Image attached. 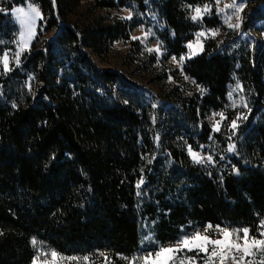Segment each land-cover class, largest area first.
I'll use <instances>...</instances> for the list:
<instances>
[{
  "label": "trees",
  "instance_id": "trees-1",
  "mask_svg": "<svg viewBox=\"0 0 264 264\" xmlns=\"http://www.w3.org/2000/svg\"><path fill=\"white\" fill-rule=\"evenodd\" d=\"M209 1L155 0L166 27L162 41L172 54L182 56L199 31L180 4ZM111 2L131 9L145 5ZM26 3L37 4L44 17L38 36L62 26L42 48L36 50L35 42L24 52L20 67L0 72V264H31L33 240L65 256L102 250L130 257L139 250L143 222L162 244L174 242L183 229L209 224L247 227L258 237L264 217V90L252 101L249 129L234 141L235 155L227 153L229 140L217 135L215 166L191 165L187 156L155 145L152 118L162 115L148 110L146 99L132 92L113 96L120 78L89 55L97 52L102 32L78 29L64 17L77 0H0V58L17 49L20 31L10 12ZM204 23L215 27L211 19ZM209 48L183 70L207 92L202 104L220 109L234 74L246 91L259 74L246 59ZM173 114L183 128L195 130L188 109ZM204 128L191 146L208 142L211 133Z\"/></svg>",
  "mask_w": 264,
  "mask_h": 264
},
{
  "label": "rangeland",
  "instance_id": "rangeland-1",
  "mask_svg": "<svg viewBox=\"0 0 264 264\" xmlns=\"http://www.w3.org/2000/svg\"><path fill=\"white\" fill-rule=\"evenodd\" d=\"M231 3L232 0H219V3L217 0H210L208 3L197 6L180 4L186 19L199 27V31L194 34L193 39L184 45L186 52L182 55L185 57L182 63L179 62L182 56L178 57L172 54L164 46L162 38L166 27L160 17L159 7L155 5V0H145V5L140 9L120 8L115 2L112 7L111 0H77L74 7L70 11L68 10L64 17L67 23L75 25L78 29H96L102 32L97 52L90 51L89 55L93 63L102 71L115 73L120 78L119 88L113 87L114 89H112L113 96L122 97L124 92L140 95L142 99H146L145 107L149 106L148 110L151 109L152 112L155 111L154 113L162 115L161 119L152 118L155 126V145L161 144L162 149L167 147L171 152L187 156L191 165L215 166L219 154L216 136L222 135V138L229 140L227 153L229 156H234L236 153V142L234 141L243 137V132L251 125L249 119L255 109L252 101L255 102L260 97V92L264 90V0H255L254 2L237 0V4L243 8L239 13H236L234 8H224L225 4ZM28 5L29 3H26L24 6L15 7L10 12L12 21L19 27L20 34L23 29L14 10L24 8L27 11ZM205 5H210L211 10L203 13L200 18L194 21L192 16L195 15V8L199 7L203 10ZM222 8L224 10L220 11ZM237 15L241 18L239 21H237ZM129 16L131 18H126ZM228 17H231V20H228ZM206 19L215 21V27H208L204 23ZM40 21H36L35 35L22 52L18 34L16 51L5 53L8 57L10 70L7 72L4 70V54L0 58V72L7 74L14 68L20 67L21 56L24 52L29 51L35 42V49L39 50L60 32L62 25L58 29L38 36ZM235 23L240 24L238 29L229 26ZM42 30L43 27H41ZM200 32H204L205 36L199 37L200 43L197 44V34ZM134 37L138 39H134ZM189 43L193 44L192 49L187 47ZM207 44L211 51L246 59L259 74L256 77L257 80L249 85L251 91H246L235 76L237 74H234L228 87L227 101L220 109L202 104L201 101L207 92L183 70L186 61L201 55ZM149 49H153V51H149ZM17 52H20L19 62H17ZM193 52L196 54L190 55ZM173 57H176L175 61ZM239 67L240 65H235V72ZM262 97L264 98V95ZM176 108H183L184 111L189 110L192 123L196 126L195 130L190 132L191 130H186L179 122L175 121L173 113ZM220 114H223V118ZM234 120L237 123L235 129L232 127ZM203 125L204 129L211 133L208 142L200 144V146L198 144L196 147L191 146L190 139H193L192 142L198 139L194 135L200 134ZM217 126L219 130L214 131V127ZM240 132L242 133L239 134ZM230 145L233 146L232 151H229ZM189 149L197 153L203 162L196 163L190 155ZM208 157H211V162L207 159ZM142 187L143 183L140 185V188ZM142 226L139 250L130 257L115 256L113 258L102 250L77 256H65L57 253L58 257L64 259H57L55 264H143L141 257L146 256L149 252L155 253L160 247H175L186 235L190 236L196 231L203 234L208 225L190 230L183 229L174 242L165 244L158 243L153 238L150 228L146 226L145 222L142 223ZM216 228L217 226H213L207 233L211 238L220 237ZM239 235L243 236V233L240 232ZM257 238L264 237L258 236ZM240 242L243 243V241ZM34 249L35 255L31 264L34 259H36V264H45L46 261L47 264H53L52 251L37 245H34ZM176 255L178 258L196 257V264H204L203 253L197 256L195 252L185 250ZM73 257L76 259H70ZM85 257L87 260L84 259ZM134 257L135 261H133ZM258 258L259 254L254 259ZM177 264H179V259H177ZM227 264H231V260Z\"/></svg>",
  "mask_w": 264,
  "mask_h": 264
},
{
  "label": "snow or ice",
  "instance_id": "snow-or-ice-1",
  "mask_svg": "<svg viewBox=\"0 0 264 264\" xmlns=\"http://www.w3.org/2000/svg\"><path fill=\"white\" fill-rule=\"evenodd\" d=\"M219 3V0H217ZM53 5H55V0H53ZM224 8H234L236 13H239L243 10L242 6L237 4V0H232L231 4H225ZM211 10L210 5H205L203 10L197 7L195 8V15L192 16V19L195 21L202 16L203 13H207ZM224 9H220L223 11ZM18 16L19 23L23 29L20 34V50L21 52L27 47L28 42L35 35L36 21L43 20L42 12L38 5L34 3H29L27 11L24 8L14 10ZM131 18V16L126 17ZM237 21L241 18L237 15ZM228 20H231V17H228ZM230 27L239 28L240 24H230ZM215 35L216 33H212ZM205 36L204 32L197 34V44H199V37ZM27 38V39H26ZM134 39H138L134 37ZM189 49L193 48V44L189 43L187 45ZM202 50V47H201ZM153 51V49H149ZM196 53H191L190 55H195ZM20 52L16 53L17 62H19ZM190 58V56H189ZM185 57H180L179 62L182 63ZM173 60H176V57H173ZM3 67L7 72L9 71L8 67V57L7 54L3 58ZM239 87V85H238ZM223 118V114H220ZM232 127L235 129L237 127L236 121H232ZM214 131H218L219 128L214 127ZM233 150V146H229V151ZM190 155L196 163L203 162L197 155V153L192 152L189 149ZM211 162V157L207 158ZM143 183V180L137 183V188H140V185ZM140 194L139 192L137 193ZM261 231L259 232L260 237H264V220H261L259 226ZM213 226L209 224L202 234L200 231H196L190 236H184L175 247H160L159 250L155 253L149 252L146 256L141 257L143 264H177V259H179V264H196V257H184L178 258L177 253L183 251L195 252L197 256L200 253H203L205 256L204 264H227L231 260V264H264V238H257L256 236H250L249 228L245 227L239 230L233 229L229 230L226 227L217 226L216 230L220 234L219 238H211L207 233ZM242 232L243 236H240L239 233ZM240 241H243L241 243ZM33 244H36V241L33 240ZM259 254L258 259H254ZM53 258V264L57 259L63 260V257H58V254L55 251L51 252ZM253 259H249V258ZM70 259H76L75 257ZM87 260V257L84 258ZM135 257L133 261H135ZM33 264H36V259H34ZM47 264V261L45 262Z\"/></svg>",
  "mask_w": 264,
  "mask_h": 264
}]
</instances>
